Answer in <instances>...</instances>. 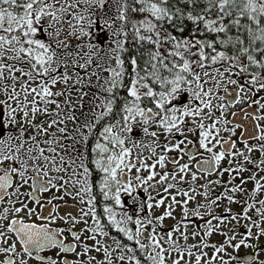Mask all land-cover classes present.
<instances>
[{"label": "snow or ice", "instance_id": "1", "mask_svg": "<svg viewBox=\"0 0 264 264\" xmlns=\"http://www.w3.org/2000/svg\"><path fill=\"white\" fill-rule=\"evenodd\" d=\"M262 236L264 0H0V264H264Z\"/></svg>", "mask_w": 264, "mask_h": 264}, {"label": "rangeland", "instance_id": "2", "mask_svg": "<svg viewBox=\"0 0 264 264\" xmlns=\"http://www.w3.org/2000/svg\"><path fill=\"white\" fill-rule=\"evenodd\" d=\"M104 42H106V40H104L102 43H104ZM103 75H106V73H104ZM241 106H242V105H241ZM253 155H254V156H259V152H258V151H254ZM222 164H223V165H226V164H227V160L222 161ZM248 167L251 168L252 165H248ZM212 175H214V174L210 173V174H209V178H211ZM241 175H242V176H243V175H250V173H249V172H244V173H242ZM258 175H259V173H258ZM224 179H227V173H224ZM239 179H240V177H237V178H236L237 182L239 181ZM247 184H248V188H251V186H252V182H251V181H248ZM25 187H26V186H25ZM45 195H47V193H45ZM237 195L240 196V195H242V194H241V193H237ZM178 199H179V197H178ZM199 199H202V197H199V196H198V197H197V200H199ZM65 200H72V199H71V197H67V196H66V197H65ZM197 200H190V201H189V207L194 206L195 203L197 202ZM72 201H73V200H72ZM54 202H56V201H54ZM180 207H181V206L178 205V206L173 210V211H174V214H175L174 217H166V218H165V224H166V225H172V224H174V223L176 222L177 219L180 218ZM231 207H232L234 210L238 211V210L241 208V205H240V204H232ZM159 211H161V209H156V212H157V213H158ZM214 212H216V213H220V214H223V205H221V207H219V208L214 209ZM206 218H207V217H206ZM254 218H255V217H254ZM196 223H199V221L197 220ZM76 226L79 228V227H81V224H77ZM192 227H193V225H189V231L192 230ZM229 227H231V224L229 225ZM243 230H244V229L241 228V231H243ZM174 238H175V237H174ZM195 239H200V237L197 236ZM208 239L211 240V241H219V242H222L223 237H222V235H221L218 231H216V232H213V233L208 237ZM260 239H261V241H264V236H262ZM188 242H189V243H193V242H194V241H193V238H192L191 236L189 237ZM206 251H208L209 255H211V251H212V249H211L210 247H209L208 249H206ZM229 251L231 252L232 249H229ZM251 251H252V250H251L250 248H245L244 246H241V248L238 250V253H237V254H238V255H244L246 252H251ZM261 256L264 257V253H262ZM185 259H187V256H185ZM193 259H194V256H193ZM231 264H236V262H235V261H232Z\"/></svg>", "mask_w": 264, "mask_h": 264}, {"label": "flooded vegetation", "instance_id": "3", "mask_svg": "<svg viewBox=\"0 0 264 264\" xmlns=\"http://www.w3.org/2000/svg\"><path fill=\"white\" fill-rule=\"evenodd\" d=\"M66 201L67 202H72L71 200H66ZM61 202H63V201H61ZM58 223L63 224L64 222L63 221H59ZM64 235H65V238H66L65 242H68V241L72 240V237H71L70 233L66 232ZM77 250H79V249H77ZM53 251H56V250L54 249ZM61 255H67L71 259V258H73L74 253H61Z\"/></svg>", "mask_w": 264, "mask_h": 264}, {"label": "trees", "instance_id": "4", "mask_svg": "<svg viewBox=\"0 0 264 264\" xmlns=\"http://www.w3.org/2000/svg\"><path fill=\"white\" fill-rule=\"evenodd\" d=\"M107 30L104 29L102 31V34L101 35H98L97 38L100 39L101 42H103L104 40H107Z\"/></svg>", "mask_w": 264, "mask_h": 264}, {"label": "water", "instance_id": "5", "mask_svg": "<svg viewBox=\"0 0 264 264\" xmlns=\"http://www.w3.org/2000/svg\"><path fill=\"white\" fill-rule=\"evenodd\" d=\"M61 208L62 209H67L69 211H72V204H64V205H61ZM78 211H75L73 212V214H77Z\"/></svg>", "mask_w": 264, "mask_h": 264}]
</instances>
